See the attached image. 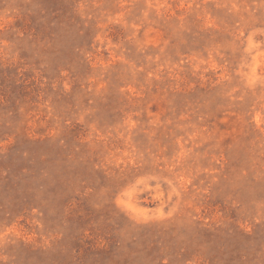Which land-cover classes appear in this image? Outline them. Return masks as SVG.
Segmentation results:
<instances>
[{
    "label": "rangeland",
    "instance_id": "obj_1",
    "mask_svg": "<svg viewBox=\"0 0 264 264\" xmlns=\"http://www.w3.org/2000/svg\"><path fill=\"white\" fill-rule=\"evenodd\" d=\"M0 264H264V0H0Z\"/></svg>",
    "mask_w": 264,
    "mask_h": 264
}]
</instances>
